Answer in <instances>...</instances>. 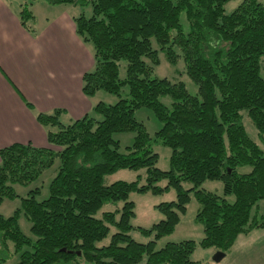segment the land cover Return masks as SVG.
I'll use <instances>...</instances> for the list:
<instances>
[{"label":"trees","instance_id":"trees-1","mask_svg":"<svg viewBox=\"0 0 264 264\" xmlns=\"http://www.w3.org/2000/svg\"><path fill=\"white\" fill-rule=\"evenodd\" d=\"M29 1L20 4L18 21L35 36ZM229 1L47 0L50 5L91 6L90 18H73L76 36L94 50V69L81 76V93L89 99L103 91L118 100L93 106L100 120L86 114L64 125L62 110L39 112L35 119L45 131V146L12 143L0 149V204L17 197L14 185L29 186L59 161L46 199H35L36 188L21 198L11 216L0 215V264L14 257L15 264H200L191 259L197 247L226 255L240 236L264 229V216L251 214L264 200V151L247 135L241 117L245 111L259 137L264 135V5L243 0L226 14ZM152 38L169 63L182 58L197 95L182 82L151 77L158 64ZM161 97L172 100L170 108ZM141 108L151 109L161 123L154 138L135 119ZM119 133L135 135L125 153L113 139ZM154 144L170 150L168 171L156 167ZM242 167L250 171L241 173ZM142 169L143 184L140 177L104 184L117 171ZM161 181L164 187L158 186ZM204 181L221 182L223 195L200 189ZM184 182L191 188L185 190ZM169 189L175 191V201L156 206L164 218L149 229L133 227L130 193L161 195ZM190 191L200 205L195 220L202 226V239L156 249V242L170 235L185 213ZM230 195L233 203L225 198ZM106 202L123 205L95 218ZM20 214L29 222L33 239L20 230ZM110 227L115 231L109 243L98 246ZM133 230L151 240L136 242L130 236Z\"/></svg>","mask_w":264,"mask_h":264},{"label":"rangeland","instance_id":"rangeland-1","mask_svg":"<svg viewBox=\"0 0 264 264\" xmlns=\"http://www.w3.org/2000/svg\"><path fill=\"white\" fill-rule=\"evenodd\" d=\"M7 3L12 9H18L20 4L24 2V0H2ZM87 1V0H85ZM243 0H231L224 6V11L226 14L231 13L233 10L237 8V6ZM262 5H264V0H258ZM32 3L30 9L35 17V27L37 32L46 26L47 22H51L54 20H63L61 14H65L69 20L71 18L77 17L79 15H83L85 18H90L92 16V8L91 6L83 3H79L73 6H63V5H50L47 0H33L29 1ZM180 22L182 24L184 33L188 32V25L185 20V16L182 13L180 16ZM62 36L64 40L70 38V31L65 29L62 31ZM81 40V38H79ZM86 48L89 50L91 54H93L94 50L90 43L85 44ZM152 49L157 52L158 64L153 66L152 70V78L158 79H167L171 83L182 82L187 91L191 95H197V86L189 79V77L185 74V66L182 58H178L176 63L171 64L167 61L166 56L162 50H160L159 45L152 38L151 39ZM93 59V57H92ZM264 58L262 59V61ZM261 65V76L264 77V67L262 62ZM125 64L124 62H119V77L123 79L125 77ZM94 62L92 66L89 68V72L93 71ZM127 93V88H124V93ZM92 101V106H95L98 102H103L107 105H113L117 102L118 98L112 94H107L103 91L97 92L92 98H89ZM160 102L166 107L170 108L172 104V100L169 97H161ZM93 108V107H92ZM89 110L88 115L91 118L96 120H100L101 117L95 114L92 110ZM34 116L37 113L34 107L29 108ZM135 119L140 122L146 129L147 133L151 138H154L155 133L161 128V123L156 118L154 112L149 108H141L135 111L134 113ZM242 124L247 133V135L259 146V148L264 151V135L259 137L258 132L253 127L252 123L247 117L245 111L241 112ZM74 120H70L69 116L62 113L60 116V122L64 125L70 124ZM134 133H119L114 134L113 139L118 141L119 143V152L125 153L126 148L130 147L134 140ZM152 150L154 153L158 154V161L156 163V167L162 171L169 170V156L170 150L167 147L162 146L161 144H154L152 146ZM59 166V161L56 159L54 165L46 170L38 180L34 181L27 187H23L20 185H14V190L17 194V197L13 200H6L0 204V215L4 217L11 216L14 211L20 208L21 206V198L28 197L30 191L34 189H39V194H34L35 199L37 201H42L48 196V187L50 181L55 176L57 168ZM241 173H247L250 171V167H242L239 169ZM140 177V183L144 182V170L132 171V170H120L116 173L108 175L104 178V184L108 185L116 181H126L132 182L137 180ZM166 185L165 181H161L158 183V186L164 187ZM182 186L185 190L191 188V184L184 182ZM200 189H204L208 192L214 193L218 196L223 195V187L221 182L219 181H204ZM33 195V194H31ZM190 201L186 206V211L184 214L180 216V221L175 227L174 231L156 242V249L162 248L167 243H178L181 241L192 240L195 242H199L203 237L202 226L200 223L196 222L195 216L200 208V205L195 200L193 193L190 191L189 193ZM228 203H233V196L225 197ZM176 194L173 189H169L167 192H164L161 195H152L150 193H130L127 201L133 202L134 204V217L131 219V225L133 227H141L144 229L151 228L154 224L161 221L164 217L157 210L156 206L161 203L175 201ZM123 205V202H106L103 206L96 212L94 215L95 218H101L102 214L105 212H114L116 209H120ZM251 214H256L258 217L264 216V200H260L257 202L256 207L252 210ZM118 218V214L116 215V219ZM19 227L22 233L33 239L30 233V224L26 220V218L20 214L19 216ZM114 228L110 227V231L108 236L98 244V246L107 245L111 238V235L114 233ZM130 236L133 240L139 243H147L151 240V237H145L139 234L136 230L130 232ZM236 244L233 247V251H247L256 253L255 258H253L254 264H264V229L253 231L247 237H241L236 240ZM210 251H214L213 249H202L197 247L194 253L191 255V259L193 261H198L200 264H216L211 259L208 253ZM235 254H230L226 258H224L219 264H228V260ZM243 256V255H242ZM246 257H240L239 259H245ZM226 259V260H225ZM235 258H232V261L229 264H233ZM17 261V257L10 259L6 264H15Z\"/></svg>","mask_w":264,"mask_h":264},{"label":"crops","instance_id":"crops-1","mask_svg":"<svg viewBox=\"0 0 264 264\" xmlns=\"http://www.w3.org/2000/svg\"><path fill=\"white\" fill-rule=\"evenodd\" d=\"M61 16L63 20L47 22L32 36L21 28L18 9L0 0V149L12 143L46 145L45 131L25 102L36 112L62 110L70 120L83 117L93 107L81 93V76L92 66L93 56L76 36L73 18ZM65 29L70 31L66 41ZM233 247L224 257L235 254L228 264L232 258L233 264H254L256 253L236 252Z\"/></svg>","mask_w":264,"mask_h":264},{"label":"water","instance_id":"water-1","mask_svg":"<svg viewBox=\"0 0 264 264\" xmlns=\"http://www.w3.org/2000/svg\"><path fill=\"white\" fill-rule=\"evenodd\" d=\"M225 257V254L223 252L217 251L215 254L212 256V261L214 263H219L223 258Z\"/></svg>","mask_w":264,"mask_h":264}]
</instances>
